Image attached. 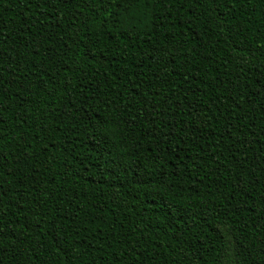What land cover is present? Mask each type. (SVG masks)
I'll return each instance as SVG.
<instances>
[{
	"label": "trees",
	"instance_id": "trees-1",
	"mask_svg": "<svg viewBox=\"0 0 264 264\" xmlns=\"http://www.w3.org/2000/svg\"><path fill=\"white\" fill-rule=\"evenodd\" d=\"M264 264V0H0V264Z\"/></svg>",
	"mask_w": 264,
	"mask_h": 264
},
{
	"label": "rangeland",
	"instance_id": "rangeland-1",
	"mask_svg": "<svg viewBox=\"0 0 264 264\" xmlns=\"http://www.w3.org/2000/svg\"><path fill=\"white\" fill-rule=\"evenodd\" d=\"M229 264H231V263H229Z\"/></svg>",
	"mask_w": 264,
	"mask_h": 264
}]
</instances>
